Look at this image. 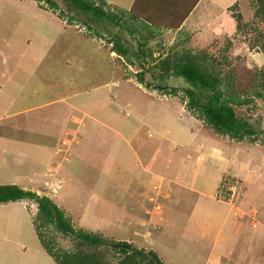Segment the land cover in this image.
I'll return each instance as SVG.
<instances>
[{
	"label": "rangeland",
	"instance_id": "obj_1",
	"mask_svg": "<svg viewBox=\"0 0 264 264\" xmlns=\"http://www.w3.org/2000/svg\"><path fill=\"white\" fill-rule=\"evenodd\" d=\"M39 3L0 0V183L46 195L73 228L152 249L164 264H264L260 100L250 111L255 141L216 135L178 96L138 83L135 59L129 65L108 52L106 38L115 33L133 52L127 35L95 23L103 36L88 35ZM236 4L246 23L253 0ZM224 9L202 0L193 29L163 30L161 43L194 51L229 38L230 67L238 88L247 89L264 56L233 32ZM35 206L27 198L0 203V264H55L32 228ZM46 233L72 248L69 236Z\"/></svg>",
	"mask_w": 264,
	"mask_h": 264
},
{
	"label": "trees",
	"instance_id": "obj_2",
	"mask_svg": "<svg viewBox=\"0 0 264 264\" xmlns=\"http://www.w3.org/2000/svg\"><path fill=\"white\" fill-rule=\"evenodd\" d=\"M41 1L39 7L55 13L66 24L78 22L88 35L103 36L98 29L92 28L95 27L92 23L107 24L127 35L134 42L133 52H129L120 40L119 33L106 38L108 50L122 56L129 65L136 60L138 70L134 77L138 83L161 94L178 96L185 110L214 134L236 141L257 139L258 131L250 122V111L256 100L264 107V61L253 72L248 88L241 89L230 67L232 42L229 38H224L221 45L212 40L206 47L194 51L179 47L178 42L166 48L161 43L162 31L177 30L198 0H133L128 9L118 8L105 0H61L63 10L55 0ZM236 1L224 9L232 19L233 32H241L248 48L264 56V0H253L255 7L246 23L241 20ZM258 22L262 27L256 26ZM152 41L155 42L153 46L150 45ZM146 73L150 75L149 81L145 80ZM167 78H179L185 85L153 82ZM261 143L264 145V138ZM24 198L36 203L32 228L40 246L55 264H164L152 249L73 228L63 209L46 195L16 184L0 183V203ZM46 229L69 236L72 248L57 246L54 236H49Z\"/></svg>",
	"mask_w": 264,
	"mask_h": 264
},
{
	"label": "crops",
	"instance_id": "obj_3",
	"mask_svg": "<svg viewBox=\"0 0 264 264\" xmlns=\"http://www.w3.org/2000/svg\"><path fill=\"white\" fill-rule=\"evenodd\" d=\"M107 3H110L112 5H115L121 9H128L132 3L133 0H105ZM202 2V0H198L196 2V4L194 5V7L191 9V11L188 13V15L182 20L181 24H180V27L177 29V30H173L175 32H178L182 25H187V27H189L191 30L193 29L194 25L197 23V20H194V14H195V11L197 9V7L200 5V3ZM205 2H207V4H211L213 6H221V7H226L228 6V4H231L233 2V0H205ZM197 19V18H196ZM108 52L110 54H114V53H111L109 50ZM3 62L5 63L4 59H2ZM7 64V63H5ZM5 86V84H4ZM2 84L0 85V91L2 90V88L4 87ZM53 100H50V101H46L44 103H41V104H38V105H33L29 108H25V109H22V110H18L17 113L19 112H24L25 110H28L30 108H34L36 106H41V105H45V104H48L50 102H52ZM4 102V101H2ZM11 114H14L13 112ZM5 116V118H8L9 117V113H6L3 115ZM0 119H1V116H0ZM3 140L5 141V136H0V142L2 143ZM59 141V140H58ZM58 141L56 143V146L58 144ZM4 143V142H3ZM35 149L37 152H40V151H43L44 150V147L43 146H40V145H34ZM213 153H216V148H210ZM221 180V178H220ZM219 180V182H220ZM219 201V200H218Z\"/></svg>",
	"mask_w": 264,
	"mask_h": 264
},
{
	"label": "clouds",
	"instance_id": "obj_4",
	"mask_svg": "<svg viewBox=\"0 0 264 264\" xmlns=\"http://www.w3.org/2000/svg\"><path fill=\"white\" fill-rule=\"evenodd\" d=\"M111 53H113V52H111ZM115 54V53H114Z\"/></svg>",
	"mask_w": 264,
	"mask_h": 264
}]
</instances>
